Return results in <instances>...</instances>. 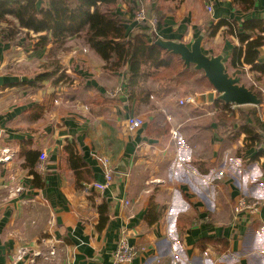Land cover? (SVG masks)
<instances>
[{
  "label": "crops",
  "instance_id": "crops-1",
  "mask_svg": "<svg viewBox=\"0 0 264 264\" xmlns=\"http://www.w3.org/2000/svg\"><path fill=\"white\" fill-rule=\"evenodd\" d=\"M143 4L163 15L161 38L191 45L202 34L203 51L224 54L231 75L248 87L245 78L259 76L252 65L233 66V51L242 44L226 25L212 31L222 20H264V0L247 12L235 0H216L212 12L205 0H120L118 11L132 27L133 12ZM16 27L0 29V264H112L124 231L132 245L146 248L131 264L175 258L183 264H264V204L256 216H236L233 209L240 196L264 200V102L242 106L254 119L235 122L223 135L215 101L202 98L212 85L202 87L192 94L197 104L170 102L164 115L157 111L130 132L127 120L139 111L127 66L106 69L82 38L68 39V51L60 54L51 41L38 45L46 32ZM258 52L264 64V44ZM174 91L190 96L188 88L163 81L148 92L160 97ZM187 113L192 116L185 121L175 119ZM165 125L167 134L153 135ZM245 127L257 134L254 141ZM172 130L179 131L178 141ZM71 143L93 182H106L97 156L114 169V181L95 191L94 200L70 167L65 147ZM31 150L37 154L29 161ZM42 152L46 171L37 167Z\"/></svg>",
  "mask_w": 264,
  "mask_h": 264
},
{
  "label": "trees",
  "instance_id": "trees-1",
  "mask_svg": "<svg viewBox=\"0 0 264 264\" xmlns=\"http://www.w3.org/2000/svg\"><path fill=\"white\" fill-rule=\"evenodd\" d=\"M47 6H42L41 0H0V29L2 23L12 24L17 21L22 28L32 30L35 33L46 32L39 37L38 45L53 43V51H66V43L71 37L82 38L105 62V68L114 72L127 66V87L131 92V100L134 103L151 94L145 90L143 83L151 78L154 81L184 86L188 82L201 85L199 89H191L189 94H194L202 87H211L203 71L196 70L194 65L189 68L179 55L162 48L155 43L160 33L163 15L149 6L143 4L148 13L157 14L159 24L157 31L150 26L139 24L134 20L132 27L128 20L119 13L120 0H48ZM243 5L247 12L255 7V0H235ZM133 17L135 12H133ZM10 18L14 20H10ZM137 30L135 31L134 25ZM222 25L228 27V31L238 37L242 46L235 47L232 63L238 68L245 64L252 65L251 70L257 71L259 76H254L257 84L252 89L264 102L263 92L258 89L264 83V64L257 62L258 49L264 44V20H247L239 25L235 21L222 20L212 31H218ZM12 30V29H11ZM13 31V30H12ZM1 34V31H0ZM251 34H255L252 37ZM48 75H42L39 79H45ZM260 83V85L258 84ZM214 115L218 121V130L226 135L233 132L235 122H246L248 117L254 119V112L244 110L242 106L226 104L221 100L214 102ZM258 124V123H257ZM246 126V125H245ZM169 125L163 128H153L156 137H161L169 132ZM249 139L254 141L257 134L245 127L244 130ZM149 135L152 133L149 131ZM70 167L76 171L78 186L82 190V184L92 183L88 164L79 155L74 144L65 147ZM37 154L31 150L27 156L29 161ZM40 157V156H39ZM32 168H35L33 165ZM35 178L39 174L32 169ZM95 191H91L87 197L95 198ZM94 200V199H92Z\"/></svg>",
  "mask_w": 264,
  "mask_h": 264
},
{
  "label": "built area",
  "instance_id": "built-area-1",
  "mask_svg": "<svg viewBox=\"0 0 264 264\" xmlns=\"http://www.w3.org/2000/svg\"><path fill=\"white\" fill-rule=\"evenodd\" d=\"M206 1V9L208 12L213 11V6L216 0H205ZM134 19L139 24H147L150 26L151 30L156 32L159 24L158 17L155 13H148L146 8L141 5L134 16ZM117 92H113L112 94H116ZM197 96L190 95L185 99L180 100V104H197ZM199 106V105H198ZM236 105H233L235 107ZM144 125V122L141 118L137 116H130L127 120V127L130 132H136L140 130ZM171 137L174 141L179 140V132L178 130H172ZM47 158V154L42 152L40 154V161L37 165L40 171H46V163L45 160ZM97 160L101 165L102 170L104 171V176L106 182H97L94 181L92 183H84L82 186V192L84 195H88L91 191H104L110 183L114 181V169L111 165L110 160L104 156H97ZM126 205H129V201L125 202ZM264 204V200L262 199H249L246 196H240L237 198L234 204V212L235 215L238 216L242 213H247L250 216H256L259 214V211ZM146 248L144 246H134L129 242V236L127 232H123L121 237L117 242V247L112 254V264H131L133 260L140 254L145 251ZM51 255H54L55 252H51ZM170 264H183L179 258H175L171 261Z\"/></svg>",
  "mask_w": 264,
  "mask_h": 264
},
{
  "label": "water",
  "instance_id": "water-1",
  "mask_svg": "<svg viewBox=\"0 0 264 264\" xmlns=\"http://www.w3.org/2000/svg\"><path fill=\"white\" fill-rule=\"evenodd\" d=\"M202 41V34L195 38L191 45L183 41L165 40L158 35L155 43L179 55L188 68L194 65L196 70L204 72L213 91L202 94L203 99H208L210 102L221 100L236 106L259 105L261 99L242 82L241 76L231 75L227 71L224 54H206L202 49Z\"/></svg>",
  "mask_w": 264,
  "mask_h": 264
},
{
  "label": "rangeland",
  "instance_id": "rangeland-1",
  "mask_svg": "<svg viewBox=\"0 0 264 264\" xmlns=\"http://www.w3.org/2000/svg\"><path fill=\"white\" fill-rule=\"evenodd\" d=\"M10 20H14V19L10 18ZM3 25H6L7 28L12 29L13 31H15V29H17V27L14 28V26L15 25L18 26L17 21L13 22L12 24H8V23L4 22V23H2L1 26L3 27ZM67 51H68V47H67L66 51L65 50L60 51V54H62L61 52L65 53ZM74 81H75V76H73L71 78H67L65 83L68 82V86H71ZM245 83L250 85V87L254 83L257 84L254 76L253 77L251 76L250 78H248V77L245 78ZM154 84H155V81L153 79L149 78V79H147V81H145L143 83V86H144L145 90L149 91V89H151L154 86ZM258 84L260 85V83H258ZM184 87L188 88L189 90H191V89L193 90V89H195V87L197 89H199L201 87V85L198 83L196 85L194 82H190V83L188 82L186 85H184ZM258 89H260L263 92L264 91V84H261ZM115 91H118V90L116 89ZM186 95H192V94L187 93ZM185 98L186 97L183 95V92L174 91V92H170V93H165L164 96H160V97H158V95L156 94L153 96H148V98H143L141 100L138 99L139 102L136 103V108H137V111H139V112H137L134 116L141 118L144 122L152 114L157 116V111L160 112L161 114H163L162 110L164 109L166 111L167 110L166 107H168L169 105L171 106L170 102H172V103L178 102V104H179L180 100L185 99ZM188 116H192V115L187 113V114H184L183 116H181V115L176 116L175 119L177 121L183 122V121H185L184 120L185 117H188ZM177 126H179V125H177Z\"/></svg>",
  "mask_w": 264,
  "mask_h": 264
}]
</instances>
